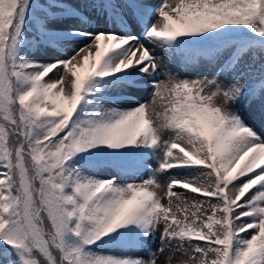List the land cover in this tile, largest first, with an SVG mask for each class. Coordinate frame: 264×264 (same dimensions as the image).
<instances>
[{
    "label": "snow or ice",
    "instance_id": "1",
    "mask_svg": "<svg viewBox=\"0 0 264 264\" xmlns=\"http://www.w3.org/2000/svg\"><path fill=\"white\" fill-rule=\"evenodd\" d=\"M246 117L264 0H0V264H264Z\"/></svg>",
    "mask_w": 264,
    "mask_h": 264
},
{
    "label": "rangeland",
    "instance_id": "2",
    "mask_svg": "<svg viewBox=\"0 0 264 264\" xmlns=\"http://www.w3.org/2000/svg\"><path fill=\"white\" fill-rule=\"evenodd\" d=\"M246 118L248 119V122L253 125L258 132H264V124H262L259 120H255L250 117Z\"/></svg>",
    "mask_w": 264,
    "mask_h": 264
},
{
    "label": "bare ground",
    "instance_id": "3",
    "mask_svg": "<svg viewBox=\"0 0 264 264\" xmlns=\"http://www.w3.org/2000/svg\"><path fill=\"white\" fill-rule=\"evenodd\" d=\"M161 55H163V53H161ZM161 78H163V77H161ZM180 191H185V190H180Z\"/></svg>",
    "mask_w": 264,
    "mask_h": 264
}]
</instances>
